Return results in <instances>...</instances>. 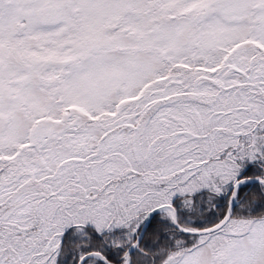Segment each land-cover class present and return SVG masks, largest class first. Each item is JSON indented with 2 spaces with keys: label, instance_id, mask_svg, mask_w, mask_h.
Returning <instances> with one entry per match:
<instances>
[{
  "label": "snow or ice",
  "instance_id": "6c2138e0",
  "mask_svg": "<svg viewBox=\"0 0 264 264\" xmlns=\"http://www.w3.org/2000/svg\"><path fill=\"white\" fill-rule=\"evenodd\" d=\"M0 264H264V0H0Z\"/></svg>",
  "mask_w": 264,
  "mask_h": 264
}]
</instances>
